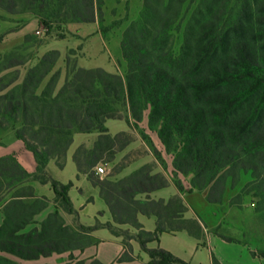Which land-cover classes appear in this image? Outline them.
<instances>
[{"label":"trees","instance_id":"trees-1","mask_svg":"<svg viewBox=\"0 0 264 264\" xmlns=\"http://www.w3.org/2000/svg\"><path fill=\"white\" fill-rule=\"evenodd\" d=\"M19 1L27 11H40L49 24L98 20L105 37L111 29L104 27L105 0H56L53 8L52 0ZM0 7L14 13L17 0H0ZM120 47L125 77L81 68L77 57L69 56L67 78L58 88L60 73L53 71L61 54L51 51L13 88L19 73L7 84L0 79V137L14 133L37 165L30 173L15 153L0 156V264H19L3 254L37 261L85 251L95 245L92 232L104 228L116 235L115 225L137 230L125 238L119 263L135 261L134 240L149 264H188L164 249L149 248L163 234L193 236L184 227L169 230V203L149 197L168 180L149 167L119 181L96 172L99 163H112L132 142L126 132L112 136L106 125L123 120L124 107L137 123L150 110L149 127H159L160 140L176 153L174 169L192 174V187L207 190L210 205L223 202L229 179L248 171L259 180L256 189L264 202V0H144L139 17L123 30ZM23 65L5 60L0 71ZM76 133L99 134L91 148L76 149L73 161L78 177L86 176L99 190L113 223L73 229L59 212L78 216L69 197L73 183L55 180L48 166L54 161L65 168ZM30 181L50 185L60 210H48V199L38 197L27 186ZM140 215L157 219L154 232L145 230ZM90 264L104 263L93 259ZM213 264L220 263L213 257Z\"/></svg>","mask_w":264,"mask_h":264},{"label":"rangeland","instance_id":"rangeland-1","mask_svg":"<svg viewBox=\"0 0 264 264\" xmlns=\"http://www.w3.org/2000/svg\"><path fill=\"white\" fill-rule=\"evenodd\" d=\"M143 3L144 0H105L104 27L111 28L107 37L112 53L106 51L93 53L85 50L93 33L91 25L78 23L65 25L64 21H54L49 24L43 20L40 11L23 9L19 0H17L14 13H9L0 7V70L5 60L17 59L24 63L23 66L0 71L2 84H7L18 75L17 73L20 78L10 89L20 84L28 70L36 66L42 57L51 51H58L61 54L53 71V73H60L58 88L63 86L67 78L66 62L69 56L71 59L81 58L83 62L90 65H113L117 74L125 77L127 64L122 55H118L120 49L118 45L125 27L129 25L130 21L139 17ZM56 5V0H52L51 8ZM96 26H98L97 23ZM49 79L43 83V89ZM7 91L8 89L5 93ZM121 110L124 119L109 120L107 126L112 131L110 132L112 136L126 132L131 136L132 142L126 149L115 155V160L112 163L102 162L97 165V167L104 168V173L101 176L112 175L111 180L119 181L133 175L143 167H149L153 174L163 175L169 183L166 188L149 195L153 200H163L165 203H169L167 219L169 230L187 228L197 238L201 246L211 250L212 259L214 257L220 264H264V202L258 197L256 185L259 180L254 178V174L249 171L240 172L237 180L229 179L223 202L219 205H210L206 199L208 191H199L192 187L193 175H184L174 169L173 162L176 153L168 151L160 140L159 127L154 129L149 127L150 110L145 112L144 119L140 123L132 119L127 107ZM122 127L125 128L124 131L120 130ZM98 136V133H76L70 149L74 150L80 145L91 148ZM11 151L20 156L30 154L26 153L23 144L16 139L14 133L0 137V156ZM104 159L106 160V157ZM122 163H125L126 167L117 172L115 167ZM55 166L54 161H51L48 166L55 178L63 177L62 179H65L71 176L70 169L62 176ZM71 166L75 168V163L72 160ZM34 183L38 182L30 181L27 186H32ZM47 187L51 188L50 185ZM45 192L43 191V193ZM83 193L86 192L83 191ZM92 195V191L86 193L87 203L93 202ZM147 197V195L138 196L143 200ZM46 198L50 204L48 210H55L59 207L55 203V196ZM102 202L104 201L102 200ZM58 209L60 210V208ZM59 212L68 226L78 229L81 223L77 215H68L62 210ZM100 214L104 213L100 212ZM45 216L46 214L39 219ZM96 224L102 223L96 221L94 225ZM115 231L116 235L114 236L120 238L122 242L125 238H131L137 234V230L130 225H115ZM90 235L93 237V232ZM93 238L94 243L99 245V241L97 243L95 237ZM134 242L136 241H131V244ZM94 251L95 249L73 251L61 255L54 254L52 257L41 258L37 261H24L6 254L3 256L15 260L19 264H75L78 261L90 264L93 260L90 256L95 254ZM111 254H115V252L113 251Z\"/></svg>","mask_w":264,"mask_h":264},{"label":"crops","instance_id":"crops-1","mask_svg":"<svg viewBox=\"0 0 264 264\" xmlns=\"http://www.w3.org/2000/svg\"><path fill=\"white\" fill-rule=\"evenodd\" d=\"M96 23L98 24V26H96ZM84 25H91L93 27L92 36L89 38L87 45L85 46V50L87 49L88 51L93 53H103L105 51L107 53H112V51L110 50V41L108 37H105L101 32V26L99 21L97 20L95 23ZM118 46L120 47V43ZM118 55H122L121 47L118 50ZM77 61L78 66L84 69L101 68L109 73L117 74L113 65H90L83 62L81 58H78ZM124 129L125 128L122 127L120 130L124 131ZM109 131L112 132L110 129ZM76 149L69 150L67 155V162L64 169H59L55 163V169H58L59 173L62 174V176L64 173L67 172L68 169H70V177H66L65 179H62L63 177H61L59 179L57 177L55 178V175H53V172L52 170H50V168H48V172L50 175L53 176L55 180L62 184H68L70 182L73 183V187L69 190V197L73 203L75 210L78 212V218L81 224L85 226H93L96 221H99L102 224L110 223L113 221L112 215L105 201L100 197L99 190L91 186L86 176L81 175L80 177H78V170L76 164L75 168L71 166V160L73 161V155ZM11 153L15 152L11 151L8 154ZM26 153L29 152L26 151ZM17 158L28 172L34 173L36 171L37 165L31 153L22 156L17 155ZM32 186L37 195L46 197L55 196L53 190L47 187L48 185L34 183ZM43 191L46 192L43 193ZM83 191L86 193H89L90 191L93 192V202L87 203L86 193H83ZM101 199L104 202H102ZM100 212H103L104 214L101 215ZM139 221L144 226L145 230L150 232L155 231L157 222V219L155 217H146L140 215ZM93 237H95L97 243L99 241V245L95 243V245L89 247L85 251L95 249V254L91 255L90 257L93 259H98L104 264H149L150 262L148 254L141 249L138 242L132 243L135 261L130 263H119L117 259L124 252L122 240L120 238H116L114 234L104 228L94 231ZM105 247L106 250H104ZM149 248L164 249L188 264H213L211 250L208 247L201 246L197 238L191 236L187 231L163 234L160 238V241L149 244ZM113 251L115 252V254H111L113 253Z\"/></svg>","mask_w":264,"mask_h":264},{"label":"built area","instance_id":"built-area-1","mask_svg":"<svg viewBox=\"0 0 264 264\" xmlns=\"http://www.w3.org/2000/svg\"><path fill=\"white\" fill-rule=\"evenodd\" d=\"M96 172H97V174L102 175V174L104 173V168H102V167H97V168H96Z\"/></svg>","mask_w":264,"mask_h":264}]
</instances>
